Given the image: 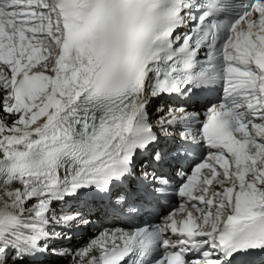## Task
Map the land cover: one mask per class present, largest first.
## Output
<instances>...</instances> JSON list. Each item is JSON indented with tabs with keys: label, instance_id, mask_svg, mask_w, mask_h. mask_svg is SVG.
I'll return each mask as SVG.
<instances>
[{
	"label": "snow or ice",
	"instance_id": "6c2138e0",
	"mask_svg": "<svg viewBox=\"0 0 264 264\" xmlns=\"http://www.w3.org/2000/svg\"><path fill=\"white\" fill-rule=\"evenodd\" d=\"M165 94L184 99L153 125ZM198 150L187 206L100 233L78 264H264V0H0V264L93 210L140 215ZM67 199L83 207L57 214Z\"/></svg>",
	"mask_w": 264,
	"mask_h": 264
},
{
	"label": "bare ground",
	"instance_id": "6f19581e",
	"mask_svg": "<svg viewBox=\"0 0 264 264\" xmlns=\"http://www.w3.org/2000/svg\"><path fill=\"white\" fill-rule=\"evenodd\" d=\"M150 105H148V107H149ZM156 114H159L157 111H156ZM153 115V113H150V119L151 120H155V116H152ZM160 115V114H159ZM159 115H157V117H159ZM5 199H6V196L4 195V192H3V190L2 189H0V206H2L3 205V203H4V201H5ZM52 208H54V207H52ZM27 215V214H26ZM93 251H94V253H96L97 252V249H92V251L89 253V255H91L92 253H93ZM15 257H14V254L13 255H10L9 256V260H8V264H12V260L14 259ZM85 259H88V257H86ZM80 259H75L74 260V263L73 264H78V261H79ZM62 261H64V259L62 258V259H57V260H55V261H46V262H44L43 264H66V262L65 263H63ZM18 264H30V263H28V261H27V259H25V257L24 258H22V259H20L19 261H18ZM67 264H69V263H67ZM70 264H72V263H70Z\"/></svg>",
	"mask_w": 264,
	"mask_h": 264
},
{
	"label": "rangeland",
	"instance_id": "374dc122",
	"mask_svg": "<svg viewBox=\"0 0 264 264\" xmlns=\"http://www.w3.org/2000/svg\"><path fill=\"white\" fill-rule=\"evenodd\" d=\"M151 109H152V108H151ZM151 113H153V112H151ZM157 115H159V114H156V112H154L152 116H157ZM33 203H35V201H33ZM65 262H66V264H67V263H69L70 261H69V259H68V260L64 261L63 263H65ZM7 264H8V263H7ZM69 264H70V263H69Z\"/></svg>",
	"mask_w": 264,
	"mask_h": 264
}]
</instances>
